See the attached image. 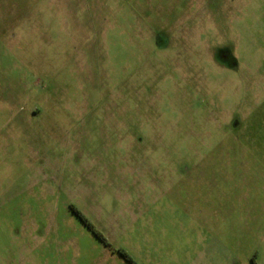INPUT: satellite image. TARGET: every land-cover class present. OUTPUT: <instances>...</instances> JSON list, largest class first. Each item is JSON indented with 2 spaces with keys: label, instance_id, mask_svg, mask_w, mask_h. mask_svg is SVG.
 <instances>
[{
  "label": "rangeland",
  "instance_id": "obj_1",
  "mask_svg": "<svg viewBox=\"0 0 264 264\" xmlns=\"http://www.w3.org/2000/svg\"><path fill=\"white\" fill-rule=\"evenodd\" d=\"M119 251L264 264V0H0V264Z\"/></svg>",
  "mask_w": 264,
  "mask_h": 264
},
{
  "label": "trees",
  "instance_id": "obj_2",
  "mask_svg": "<svg viewBox=\"0 0 264 264\" xmlns=\"http://www.w3.org/2000/svg\"><path fill=\"white\" fill-rule=\"evenodd\" d=\"M79 220L82 222V224L93 234V236L100 242H105V239L102 237V234L97 231L93 225L89 224L85 219L82 217H78ZM121 257L128 263V264H135L133 261H131L130 257L128 254H126L124 251H119L118 252Z\"/></svg>",
  "mask_w": 264,
  "mask_h": 264
},
{
  "label": "water",
  "instance_id": "obj_3",
  "mask_svg": "<svg viewBox=\"0 0 264 264\" xmlns=\"http://www.w3.org/2000/svg\"><path fill=\"white\" fill-rule=\"evenodd\" d=\"M225 55V54H224ZM223 56V55H222Z\"/></svg>",
  "mask_w": 264,
  "mask_h": 264
}]
</instances>
